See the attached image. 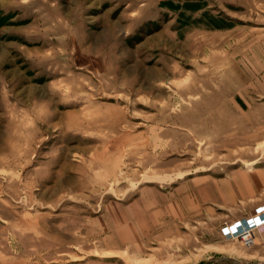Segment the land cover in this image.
Returning a JSON list of instances; mask_svg holds the SVG:
<instances>
[{"label":"rangeland","instance_id":"rangeland-1","mask_svg":"<svg viewBox=\"0 0 264 264\" xmlns=\"http://www.w3.org/2000/svg\"><path fill=\"white\" fill-rule=\"evenodd\" d=\"M262 192L264 0H0V264H264Z\"/></svg>","mask_w":264,"mask_h":264},{"label":"built area","instance_id":"built-area-1","mask_svg":"<svg viewBox=\"0 0 264 264\" xmlns=\"http://www.w3.org/2000/svg\"><path fill=\"white\" fill-rule=\"evenodd\" d=\"M264 206H260L254 214L246 217H242L232 221L231 223L225 224L221 228V233L224 237L243 240L246 244H250L253 241L255 231L264 225V217L260 221V214L263 213ZM263 213V214H262Z\"/></svg>","mask_w":264,"mask_h":264},{"label":"crops","instance_id":"crops-1","mask_svg":"<svg viewBox=\"0 0 264 264\" xmlns=\"http://www.w3.org/2000/svg\"><path fill=\"white\" fill-rule=\"evenodd\" d=\"M264 199V193L262 192L261 193V195L258 197V200H263ZM240 214L239 213H234V214H232V215H230V217L229 218H233V217H235V216H239ZM215 264V263H214Z\"/></svg>","mask_w":264,"mask_h":264},{"label":"water","instance_id":"water-1","mask_svg":"<svg viewBox=\"0 0 264 264\" xmlns=\"http://www.w3.org/2000/svg\"><path fill=\"white\" fill-rule=\"evenodd\" d=\"M209 264H214L213 262H210Z\"/></svg>","mask_w":264,"mask_h":264},{"label":"bare ground","instance_id":"bare-ground-1","mask_svg":"<svg viewBox=\"0 0 264 264\" xmlns=\"http://www.w3.org/2000/svg\"><path fill=\"white\" fill-rule=\"evenodd\" d=\"M177 73V72H176Z\"/></svg>","mask_w":264,"mask_h":264}]
</instances>
